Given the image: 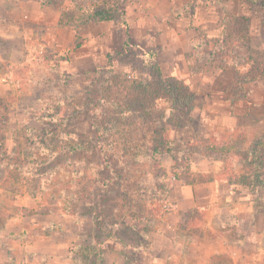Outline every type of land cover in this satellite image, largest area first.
Masks as SVG:
<instances>
[{
    "label": "rangeland",
    "instance_id": "rangeland-1",
    "mask_svg": "<svg viewBox=\"0 0 264 264\" xmlns=\"http://www.w3.org/2000/svg\"><path fill=\"white\" fill-rule=\"evenodd\" d=\"M95 4L115 8L114 19L90 20ZM63 10L81 20L63 26L49 22ZM47 13V22L28 16L21 32L0 37L6 58L0 78L7 87H0V131L7 137L4 148L0 145V236L12 257L6 264H24L27 250L19 244L25 230L18 227L26 222L51 223L63 232L71 264L264 263V235L256 234L260 219L244 211L233 214V205L220 214L207 208L206 218L211 212L216 228L206 227L205 218L207 239L196 236L189 243L190 232L178 227L180 213L171 193L182 182L174 175L176 167L182 176L188 177L189 166L192 174L211 180L241 173L250 179L255 165L264 175V128L256 125L257 133L249 135L246 113L248 93L253 90L256 99L264 95V0H55ZM245 59L256 64L258 76L242 82L252 65L237 73L236 61ZM158 70L189 87L193 109H172L161 93L153 114L134 112L138 137L132 145L139 150L131 168L126 144L118 142L113 126L122 114L138 110L135 85L154 81ZM238 80L245 99L235 98ZM153 96L144 97V103ZM262 104L254 108L258 116H264ZM146 129H154L156 137L163 129L175 160L153 150ZM43 131L57 145L46 153L53 147L62 151L51 157L35 153ZM53 135L55 141L49 138ZM59 135L78 139L83 150L65 151ZM21 149L37 158L27 163ZM42 170L45 175L35 174ZM114 174L118 179L112 181ZM131 178L135 182H128ZM158 183L164 188L158 190ZM82 186L92 187L91 193L82 196ZM123 188L133 194V202H122ZM103 192L105 198L99 197ZM142 202L151 214L140 209ZM254 204L264 218V192ZM238 219L250 225L245 233L252 231V244L218 250L208 243L215 232L230 242L221 225L232 228Z\"/></svg>",
    "mask_w": 264,
    "mask_h": 264
},
{
    "label": "trees",
    "instance_id": "trees-1",
    "mask_svg": "<svg viewBox=\"0 0 264 264\" xmlns=\"http://www.w3.org/2000/svg\"><path fill=\"white\" fill-rule=\"evenodd\" d=\"M40 2L42 5L45 6V5H51L52 3L55 2V0H40ZM99 7H102V8H99ZM114 12H115V8L111 7V5L110 6H107V5L102 6L99 4H95V8L92 9V11L89 13L88 18L90 20H94V21L113 20L115 17ZM80 20L81 19L79 18V16L77 14L72 13V11L63 10V12L60 15L58 25L63 26V25L75 23V22L80 21ZM221 50H223V49H221ZM210 53L212 54L213 52L210 51ZM236 56H238L236 58H239V55L237 53H236ZM238 60H240V59H238ZM252 61H253V59H252ZM236 63H238V64H236V68L238 69L237 73L240 72L239 70L242 66L252 65L251 67H248L246 74L244 76V79H242V82L244 80H253L258 76V75H255L253 73L254 70H258L255 67L256 64L251 63L250 59H245V62H237L236 61ZM156 75H157L156 79L154 81L148 83V84L138 83L135 85L136 89L139 93L137 100H138V104H140V107L138 106L139 108H137L138 110H136L135 107L133 108V105H130V107L133 109H130V112L128 111L127 115L122 114V116L116 118L115 119L116 125L113 126L114 128H116L115 129V135L117 137V140H119L118 142L121 141V144H126L125 150L129 154L128 156L130 159L129 162H130L131 168L134 165V162L136 159V155H137L136 152H137V150H139L138 148H136L135 146L132 145L133 142L135 141V138L138 137L136 135V132H135V127L138 124V117L139 116L134 115V112H141L142 114H145L146 116H150L151 114H153L154 106H152V104H154L155 100L158 97L156 95H160L161 93L166 95L165 97L170 100L172 109L175 106H177V108H182V109H187V110L193 109V104L191 101L192 94L190 92L189 87L182 80H180L178 78H173V77L164 78L161 76L159 70L157 71ZM126 76H128V75L126 74ZM236 82H237L238 88H240L239 89L240 95H237L235 97L236 100L245 99L247 95H246V93H244V87L242 85L243 83H241V81L239 82V80ZM152 95H154L153 99H151L150 102L144 103L143 98L144 97L148 98L149 96H152ZM5 118H8L6 113H5ZM161 130L163 131V129H161ZM112 131H113V129H112ZM160 131L158 132L157 137H156V135H154L156 132V131H154V129L153 130L146 129V131H143V134H145L147 136L146 139H148L149 142H151V146L153 147L154 151L170 153L175 160V154L173 152V149L169 146L170 142L167 141L166 139H164L165 138L164 134L160 133ZM49 134H50L49 132H45V131L41 132V134H38V137H41L42 139L38 140L39 141L38 143L40 146L35 149L36 154H41V153L44 154L49 149H51V146L56 145V143H51L50 141H48V138L46 136H48ZM59 136H60L59 140H60L61 144L65 145V147H64L65 151L75 152V150H78V151L83 150V146L81 144H79L78 139L75 142L74 137L65 138V137H63V135H59ZM61 136H62V138H61ZM49 138L52 141H55V139H54L55 135L50 136ZM71 138H73V139H71ZM142 138L144 141V136ZM70 139H71V143L73 142V146L68 145V142L70 141ZM6 140H7L6 133L0 131V145L3 148H4V144H5ZM17 141L18 140H16V142ZM41 149H43V150H41ZM16 151H17V149L15 150V153H16ZM60 151H62V150H60L59 147H53V149L51 150V153H46V154H49L48 156L51 157L56 152H60ZM18 153L21 156H22V154L24 155V153L27 154V155L23 156L24 161H25V158H28L26 161L27 163H29V158H33L35 156L34 152L30 151V153H29V151L27 152L25 149H21L20 151H18ZM28 156H30V157H28ZM36 156H35V158H37ZM20 158H15V159L20 160ZM40 158H41V161L44 160V164H45L47 158H45V156H44V158L43 157H40ZM47 168H49L47 165H45L43 167L44 170H47ZM37 170H39V168H37ZM178 170L179 169H177V167H176V170H174V175L178 180L182 181L184 184H195V183H198L201 181L211 180V179H207L206 175L204 173H201V174L199 173L197 175L192 174L189 170V166L186 167V172L189 174L188 177L182 176L180 173H178ZM45 172H47V171L42 170L41 172H39V173L37 172L35 174L37 176H43L46 174ZM261 173L262 172L259 168V165H255L253 167V174H254L253 179H249L248 174L241 173L238 175H231V178H228L227 180L230 183L247 185L251 188H257L260 186L264 187V178L261 177L262 176ZM116 175L117 174L113 175V177L111 179L112 181L114 179H116V180L118 179V177ZM37 178H38V180H42L39 177H37ZM111 180H109L108 183H104V182L102 183L103 186H105V188L102 189V191L108 190V187H109ZM128 182L132 183L135 181L133 178H131L128 180ZM87 188H88L87 186H82V188L80 189V194L82 196H85L86 193L87 194L91 193L92 187L89 186V189H87ZM159 188H164V185H162L161 183H158V190H159ZM122 190L124 191L122 202L123 201L133 202V199L131 198V196L133 194L131 192L127 191L126 188H123ZM105 196H106V194L104 192L99 195V197H101V198H105ZM165 196H166V194L164 195V200H167L165 198ZM140 200L144 201L143 197ZM142 203L138 204V206H140V209L143 208L142 210L144 212L151 214L153 212V210L152 211L149 210L147 208V206L144 204V202H142ZM179 213H180V218H179V223H178L179 226L178 227H179V229L181 228L183 230H187L190 232V234L188 233L189 236H187V239H188V237H190L189 243L191 241H193V239H195L196 236L197 237L204 236L203 223H204L205 218H206V208H204V207H190V208L181 210ZM226 224L225 223L222 224L221 227L223 229L222 232H225L226 234H228V236H229L228 239L230 241H234V242H239V243L243 242L244 237H245V232H246L247 226L249 224L247 222L245 223L244 221H241V219L235 220V222H234L235 225L232 226V228H230V225H231L230 223H226ZM224 225L227 227H225ZM251 232L252 231L249 232L250 235L248 234V239H250V240L252 239ZM218 258L220 260H227V261H229V263L233 262V259L231 257H227V256L224 257L223 255H218ZM218 263H220V261ZM262 264H264V263H262Z\"/></svg>",
    "mask_w": 264,
    "mask_h": 264
},
{
    "label": "crops",
    "instance_id": "crops-1",
    "mask_svg": "<svg viewBox=\"0 0 264 264\" xmlns=\"http://www.w3.org/2000/svg\"><path fill=\"white\" fill-rule=\"evenodd\" d=\"M48 7L49 5H42L40 0H0V37L6 39L12 37V34L17 33V31L18 33L19 31L21 32L24 27V18L28 16H31L32 20L41 18L47 22L49 19L47 13ZM60 15L61 13L58 11L56 15H53V17L50 18L49 22L52 24H58ZM5 59V53L0 49V62H3ZM2 80L3 78H0V87L5 88L6 86ZM248 95V101H246L248 109L246 110V113L250 116L248 117L250 123L247 126V130L249 131V135H255L253 134V131H256V127L261 124V128H264V116H258L254 112V108H257L260 104L264 103V95L260 99H256L253 90L248 93ZM262 108L264 110L263 104ZM217 172L218 171H216V174ZM216 174L215 177H217ZM253 177L254 174H251L250 179H253ZM261 177L264 178V175ZM177 182H179V180H177ZM263 190L264 187L262 186L257 188L245 186L244 188L243 185L230 183L224 177H218L210 182L201 181L196 184H184L182 182L176 183L175 189L171 193L173 200L177 201V204L175 205L179 212L190 207H204L210 209L213 214H220L226 209L229 210V206L233 205L232 210H229L232 211L233 214H239L241 211H244L246 214L260 219L259 221L261 222L260 225L262 227L260 226V228L256 229V234L264 235V218L263 215L261 216L259 211H257L254 204L255 198H258L259 192L263 193ZM222 201L228 208H218V202L219 205H221L220 202ZM181 203L182 205L187 204V206H182ZM211 212L207 213V222L205 226L214 230L216 225L212 223L213 219ZM9 227H11V224ZM9 227L5 226L3 229ZM12 227L9 229L10 231L14 230ZM19 228L25 230L22 234L24 240H21L22 242L19 246L20 248H25V250H27L26 254L23 256L22 263L71 264L68 255L69 244L61 237L63 232H59V230L55 229L54 224L26 222V224H23L21 227H18V229ZM214 234L217 237L212 239L209 236L208 238L210 239L208 240V243L212 244L214 248L218 247V250H220L222 246L233 247L231 246L232 243L240 244L247 248L248 245L252 244L251 241H254L248 239L247 233H245L244 241L241 243L234 241L229 242L221 238V234L218 235V233L215 232L212 235ZM1 236L0 264H6V262L11 260L12 257L11 255L8 256L10 251L9 244H7L5 239H3L4 237ZM201 239L206 240L207 234L202 236ZM18 260H21V258Z\"/></svg>",
    "mask_w": 264,
    "mask_h": 264
}]
</instances>
